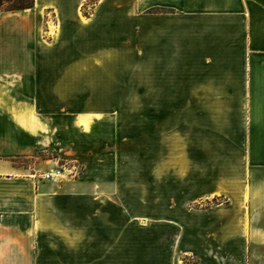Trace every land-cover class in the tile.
Wrapping results in <instances>:
<instances>
[{"label": "crops", "instance_id": "obj_1", "mask_svg": "<svg viewBox=\"0 0 264 264\" xmlns=\"http://www.w3.org/2000/svg\"><path fill=\"white\" fill-rule=\"evenodd\" d=\"M87 1L0 10V264H179L177 252L197 264H264V0H98L86 14ZM128 31L153 41L166 33L183 56V94L213 97L211 109L231 122L221 126L231 151L215 153L230 172L214 186L201 175L200 189L248 196L171 217L167 233L147 238L150 248L138 214L107 196L112 166L95 163L120 150L121 125L74 109L51 118L31 98L79 94L80 79L95 78L97 35L109 47L112 33ZM46 152L57 157L18 163ZM58 160L86 162L82 177L42 179Z\"/></svg>", "mask_w": 264, "mask_h": 264}, {"label": "rangeland", "instance_id": "obj_2", "mask_svg": "<svg viewBox=\"0 0 264 264\" xmlns=\"http://www.w3.org/2000/svg\"><path fill=\"white\" fill-rule=\"evenodd\" d=\"M31 2L3 0L1 10H20L13 8ZM97 2L88 0L84 12L88 14ZM151 10L168 12L167 8L150 9L149 12ZM49 24L53 22L50 20ZM41 32L48 42L55 35L51 34V27H44ZM156 35L153 41L151 32L142 35L135 31L112 33L109 47L100 46L104 42L97 35L95 78L80 79L79 94L33 93L31 97L41 112L51 118L74 109L88 113L93 120L106 119L121 125L117 129L118 140L123 143L120 150L118 148L112 153L111 158L95 163L99 167L104 166L103 163L105 167L112 166L115 175L107 196L116 201H126L128 210L138 214L145 248L151 247V240L147 238L153 232L167 233L171 217L191 215L194 218L218 204L248 198L246 191L229 190L217 195L200 189L201 175L212 179L214 186L218 174L230 172L222 165V160L215 158L217 151H231V144L222 138L226 132L230 133V128L222 130L221 127L226 112L217 113L211 109L213 97L183 94L185 65L180 62L183 59L180 49L173 44L169 47L166 33ZM201 105H207L210 110L200 111ZM201 119L203 126H200ZM230 124V120L224 123ZM55 157L56 154L46 152L38 158L33 157L32 161L21 158L18 163L28 165L29 162L34 164ZM85 163L58 160L55 169L61 170L62 174L53 179H79ZM47 172L50 170L42 174V179ZM96 183L99 185L103 181L97 178ZM102 190L100 186L96 187L97 198H104ZM174 226L177 232L183 225ZM176 260L179 264H197L196 257L178 252Z\"/></svg>", "mask_w": 264, "mask_h": 264}, {"label": "trees", "instance_id": "obj_3", "mask_svg": "<svg viewBox=\"0 0 264 264\" xmlns=\"http://www.w3.org/2000/svg\"><path fill=\"white\" fill-rule=\"evenodd\" d=\"M2 2H3V0H0V10H1ZM33 6H34V0H32L31 3H28V4H26V5L22 6V7H17V8H13V9H25V8H31Z\"/></svg>", "mask_w": 264, "mask_h": 264}, {"label": "built area", "instance_id": "obj_4", "mask_svg": "<svg viewBox=\"0 0 264 264\" xmlns=\"http://www.w3.org/2000/svg\"><path fill=\"white\" fill-rule=\"evenodd\" d=\"M57 173H62V172H61V170L57 169ZM43 176H44V179H51V178L53 179V178H55V175H54V173L52 171L45 173Z\"/></svg>", "mask_w": 264, "mask_h": 264}, {"label": "bare ground", "instance_id": "obj_5", "mask_svg": "<svg viewBox=\"0 0 264 264\" xmlns=\"http://www.w3.org/2000/svg\"><path fill=\"white\" fill-rule=\"evenodd\" d=\"M55 178L59 177L62 173H57V169L53 171Z\"/></svg>", "mask_w": 264, "mask_h": 264}]
</instances>
